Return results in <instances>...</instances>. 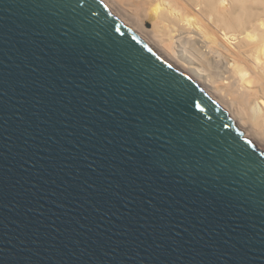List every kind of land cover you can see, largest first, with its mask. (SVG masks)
Masks as SVG:
<instances>
[{
  "label": "water",
  "instance_id": "95a60500",
  "mask_svg": "<svg viewBox=\"0 0 264 264\" xmlns=\"http://www.w3.org/2000/svg\"><path fill=\"white\" fill-rule=\"evenodd\" d=\"M0 264H264V152L99 0H0Z\"/></svg>",
  "mask_w": 264,
  "mask_h": 264
},
{
  "label": "bare ground",
  "instance_id": "6f19581e",
  "mask_svg": "<svg viewBox=\"0 0 264 264\" xmlns=\"http://www.w3.org/2000/svg\"><path fill=\"white\" fill-rule=\"evenodd\" d=\"M99 1L221 101L264 152V0Z\"/></svg>",
  "mask_w": 264,
  "mask_h": 264
},
{
  "label": "rangeland",
  "instance_id": "374dc122",
  "mask_svg": "<svg viewBox=\"0 0 264 264\" xmlns=\"http://www.w3.org/2000/svg\"><path fill=\"white\" fill-rule=\"evenodd\" d=\"M145 25L148 26V27H149V26L151 27V25H152V24H151V21H150V20H146Z\"/></svg>",
  "mask_w": 264,
  "mask_h": 264
}]
</instances>
